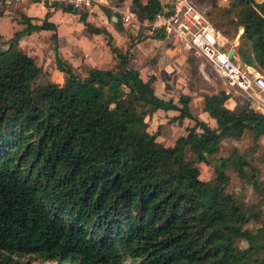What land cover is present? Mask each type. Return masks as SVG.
Listing matches in <instances>:
<instances>
[{"label":"trees","instance_id":"trees-1","mask_svg":"<svg viewBox=\"0 0 264 264\" xmlns=\"http://www.w3.org/2000/svg\"><path fill=\"white\" fill-rule=\"evenodd\" d=\"M197 2L210 7L206 15L221 35L243 29L238 61L264 74V1ZM164 4L133 0L132 10L151 20ZM56 10L49 7L39 24L21 15L25 27L0 44V264H30L28 256L54 264H264V225L250 227L256 205L228 190L230 159L219 158L210 180L197 165L224 138L249 133L255 150L264 114L246 102L227 107L225 91L204 95L206 119L192 111L190 93L158 97L155 74L131 65L134 42L121 50L86 11L71 8L60 11L77 15L86 32L104 34L115 63L81 75L58 57L66 79L53 82L19 40L47 29L56 44L49 21ZM102 10L121 31L120 14ZM158 110L174 111L169 123H191L173 145L158 140L161 125L144 126ZM233 164L239 176L251 171L264 198L247 155L235 153Z\"/></svg>","mask_w":264,"mask_h":264},{"label":"rangeland","instance_id":"rangeland-1","mask_svg":"<svg viewBox=\"0 0 264 264\" xmlns=\"http://www.w3.org/2000/svg\"><path fill=\"white\" fill-rule=\"evenodd\" d=\"M133 0H121L118 3L108 2L102 0H92L91 7L95 4V10L89 15V20L93 25H102V22L106 20L105 25L111 28L113 32L115 27H112V23L105 12L102 10V3L107 5L112 11L119 13V10L124 4L132 5ZM145 1V0H141ZM174 0H161L162 3L173 2ZM198 5L197 0H192ZM230 0H217V4L226 6ZM264 1V0H259ZM5 6V4H4ZM9 10H14V13H18L21 9L19 6L7 5ZM105 14V18L102 19L101 12ZM210 10V7L207 9ZM68 13V12H65ZM70 14V13H69ZM64 15L61 17L63 18ZM60 17V18H61ZM61 18V19H62ZM60 19V20H61ZM62 24H70L72 28L71 34L68 36L66 43L59 41V44L54 45L53 40L47 34L41 33L38 35L35 42L33 41L30 46H25L22 49L25 53L32 55L36 62L43 69V76H48L53 82L64 84L66 74L60 71L57 67V59L61 58L64 62L71 65L76 73L84 75L91 68L95 67H110L114 64V59L109 51L107 40L104 35L96 36L84 32L82 29L76 27V23L69 19L61 21ZM124 29H130V25H125L122 22ZM126 27V28H125ZM115 30H117L115 28ZM121 30V31H122ZM128 32L127 30H125ZM138 31V29H137ZM242 33V28H239L236 34L229 33L225 37L227 39V46L231 47L237 52L239 46V36ZM116 35V33H115ZM144 32L143 28H140L139 36H137V42L146 41L149 38H153L150 34ZM139 39V40H138ZM129 40V37H128ZM125 38H115L113 43L120 48L129 42ZM161 40V41H160ZM157 44H150V42L141 43L139 50L134 47L132 49L131 65L140 69L143 75L147 73L156 74V87H163L166 92L165 99L177 98L182 93H191V109L200 118H206L200 110V102L204 95L211 93H219L220 91H226L228 87L224 84V81L217 75L211 65L204 58H196L181 43L178 39L173 38H160ZM58 45V46H57ZM166 47L174 48L168 54H161V49L165 50ZM144 55V56H141ZM264 76V74H262ZM158 90V89H157ZM161 90V89H159ZM158 92V91H157ZM160 95V92H158ZM233 95V98L231 96ZM242 102H246L242 94H236L234 91H230V99L228 100L229 106L238 109ZM163 117L154 116L152 119L146 118L144 126L148 129L153 128ZM187 124V123H186ZM189 124V123H188ZM185 125L179 126L177 124H165L162 128V133L159 136V140L166 146L173 144L177 136L184 132ZM252 140L249 133H246L240 140H233L231 138H224L220 144V150L213 156H206L197 165L200 169V176L203 180H210L218 170L219 158H229L230 165L227 168V173L230 176V182L228 190L245 205H256L258 217L252 220L249 224L250 227L264 225V198L258 194L251 185V171L244 169L241 175H237L233 161L235 153L246 154L247 158L259 169L260 174L258 176L259 181L264 182V135L257 140V147L252 150ZM187 158H194L191 153H187ZM244 245V243H241ZM30 262V264H54L48 261H42L38 257L28 256L24 258Z\"/></svg>","mask_w":264,"mask_h":264},{"label":"built area","instance_id":"built-area-1","mask_svg":"<svg viewBox=\"0 0 264 264\" xmlns=\"http://www.w3.org/2000/svg\"><path fill=\"white\" fill-rule=\"evenodd\" d=\"M9 5L34 2L58 10L71 8L88 11L92 0H2ZM201 8L192 0H174L164 4L153 19L140 21L132 5L124 4L119 10L123 24L136 27L153 35L157 32L174 34L196 58H204L228 87L226 93L242 94L250 109L264 114V76L255 68L240 63L236 52L227 46V39L213 26ZM229 50L233 55L228 56Z\"/></svg>","mask_w":264,"mask_h":264},{"label":"crops","instance_id":"crops-1","mask_svg":"<svg viewBox=\"0 0 264 264\" xmlns=\"http://www.w3.org/2000/svg\"><path fill=\"white\" fill-rule=\"evenodd\" d=\"M102 1H107V0H102ZM161 1V0H160ZM5 4V6H4ZM7 3H4L2 0H0V44L3 45L5 44V42L8 41V39L13 35V33L17 30H21L25 27V25L23 23H21L20 19H21V15H26L27 17H30L31 18V21L33 23H41V21L44 19V17L46 16V13L48 11V8L45 7V6H41L40 4L38 3H34V2H21V3H18V4H15L14 6H17V8L20 6L21 9L20 11L16 14L14 13V10H9L8 7H7ZM102 5H104L102 3ZM95 4L89 8V10L87 11V20L90 22L89 20V15L92 14V12L95 10ZM115 11V10H114ZM101 12V18L104 19L105 18V14L102 12V10H100ZM62 15L63 18L61 17ZM65 20V19H69L71 20L72 22H75L76 23V27L82 29L84 32H86L83 28V25L82 23L79 21L78 19V16L77 15H74V14H69V13H65V12H61L60 10H56L55 13L50 17L49 21L53 22L55 25H56V34H57V43L56 44H59V41H63L64 43L67 42L68 40V36L71 34V32L73 31L70 24H62L61 21L62 19ZM115 17H112V20L115 21L116 18L114 19ZM61 19V20H60ZM91 23V22H90ZM104 23H106V20L102 22V25H95L96 27H105L109 33L112 35L113 37V40L117 37L119 38H125L128 40V37H129V42L124 46V48H120L118 45V47L121 49V50H125L127 45L132 41L134 42V47H136L137 50H139V48H141V43H144V42H150V44H157L156 42H158L160 40V38H163V36L165 38H175V35L174 34H168V33H160L159 36H152L153 38H149L148 40L146 41H141V42H137L136 38L137 36H139V32L140 30L137 31V29H134V28H130V29H124L122 31H119V30H115V28H112L114 29L115 32H113L111 30V28L107 27V25H105ZM112 23V22H111ZM93 24V23H92ZM112 27H114L113 23L111 24ZM125 30H127L128 32H126ZM41 33H44V34H47L49 37H52V34H53V31L52 30H47V29H42V30H38V31H33L32 33H30L29 35H26L24 37H22L20 40H19V47L24 49L25 46H30V44L35 40L37 39L38 35L41 34ZM88 33V32H86ZM116 33V35H115ZM88 34H91V33H88ZM91 35H96V36H100V35H104V34H91ZM105 37V35H104ZM136 37V38H135ZM52 39V38H51ZM139 40V39H138ZM161 41V40H160ZM53 42V41H52ZM182 43V41H180ZM54 43V42H53ZM54 44V45H56ZM58 46V45H57ZM132 48V49H133ZM132 49H131V52H132ZM174 48H171V47H166L165 50L161 49L160 53L161 54H168V52H171ZM110 51V50H109ZM112 54V53H111ZM30 55V54H28ZM237 55V54H236ZM32 56V55H30ZM113 56V54H112ZM141 56H144V55H141ZM33 57V56H32ZM113 59H114V63H115V58L113 56ZM238 60V58H237ZM66 63V62H65ZM68 64V63H67ZM70 65V64H69ZM114 65V64H113ZM112 65V66H113ZM71 66V65H70ZM110 66V67H112ZM110 67H102L104 69L106 68H110ZM95 68H101V67H95ZM155 74V73H154ZM156 76V74H155ZM153 88H154V92L155 94L158 96V97H161V98H164L165 99V95H166V92L163 90L165 88H161L159 86L156 87V83L154 81L153 83ZM158 89V90H157ZM161 89V90H159ZM160 92V95H158ZM227 91V90H226ZM191 94V93H190ZM232 98H233V95L231 94ZM230 99V98H229ZM228 99V100H229ZM228 100L226 102V106L229 107V108H233L231 106H229L228 104ZM202 105H203V99L201 100L200 102V110L202 112V114L205 115V113L202 111ZM235 109V108H234ZM174 111H162V110H158L156 112H154L152 114V116L149 117V119H152L154 116H160V117H163L156 125H153V128H155L157 125H161V133H162V128H163V125L165 124H177L176 122H173V123H169L168 122V119L169 117H172L174 115ZM206 117V115H205ZM204 119V118H202ZM206 119V118H205ZM187 123V124H186ZM189 123V124H188ZM190 121L188 120H185L184 123L182 125H185V127L187 125H190ZM178 125V124H177ZM182 125H179V126H182ZM184 127V129H185ZM152 130V128H151ZM183 134V133H181ZM180 134V135H181ZM161 135V134H160ZM179 135V136H180ZM178 137V136H177ZM176 137V138H177ZM158 140H159V137H158ZM176 140V139H175ZM174 140V141H175ZM160 141V140H159ZM174 143V142H173ZM173 145V144H172Z\"/></svg>","mask_w":264,"mask_h":264},{"label":"water","instance_id":"water-1","mask_svg":"<svg viewBox=\"0 0 264 264\" xmlns=\"http://www.w3.org/2000/svg\"><path fill=\"white\" fill-rule=\"evenodd\" d=\"M115 19V18H114ZM242 31H243V29H242ZM233 55V50H229V52H228V56L229 57H231Z\"/></svg>","mask_w":264,"mask_h":264}]
</instances>
